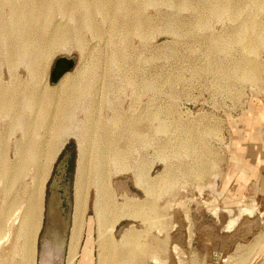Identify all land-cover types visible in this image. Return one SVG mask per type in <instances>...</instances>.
Listing matches in <instances>:
<instances>
[{"label":"rangeland","instance_id":"obj_1","mask_svg":"<svg viewBox=\"0 0 264 264\" xmlns=\"http://www.w3.org/2000/svg\"><path fill=\"white\" fill-rule=\"evenodd\" d=\"M92 1L88 9H54L46 31L66 30L68 38L42 59L37 75L26 62L9 60L7 50L16 41L0 35V88L9 98L41 92L38 102L19 106V125L13 112L0 108V264H16L23 254L16 234L34 171L29 167L14 177L17 145L30 124L36 131L39 113L43 120L56 119L63 100L70 103L69 131L42 185L33 264H39L49 232L46 251L55 264H67L79 148L86 160L99 155L87 144L92 133L108 142L100 156L114 203L107 226L114 247L128 251L129 264H264V143L257 135L264 134V0H131L128 14L143 25L129 33L122 25L124 8L104 15ZM108 2L125 6L123 0ZM83 13L96 31L81 24ZM0 15L10 17L5 2ZM113 19L120 25L116 31ZM60 57L75 64L55 87L51 70ZM144 125L148 134L130 141ZM244 157L256 174L235 199L236 190L225 187L235 170L247 178L251 166ZM196 163L207 165L200 175ZM137 176L146 193L135 184ZM87 186L86 220L72 264L98 262L94 223L88 226L94 192ZM14 201H20L15 209ZM252 202L251 212H240ZM52 205L56 228L49 225ZM108 256L112 262L118 257L113 251Z\"/></svg>","mask_w":264,"mask_h":264},{"label":"bare ground","instance_id":"obj_2","mask_svg":"<svg viewBox=\"0 0 264 264\" xmlns=\"http://www.w3.org/2000/svg\"><path fill=\"white\" fill-rule=\"evenodd\" d=\"M89 1L90 0H78V1L22 0L21 3H16L15 0H0V12H1V5L3 2H5L9 8V13H10V17L8 19H5L3 18V15H0V35L6 32V35L7 36L9 35L7 39L11 44L15 41L16 43H18V44L15 43V45H13L15 47L13 50H7L8 53L7 57L9 58V60H11L12 62H17V60L24 61L28 64L30 70L34 72L33 73L34 75H37L36 74L37 72L40 73V71L42 70L41 69L42 59L46 57V55H48L52 51V49H54L58 45L64 44L68 38L66 35V30L59 31V34L55 32L51 34L48 33L49 31H46L48 22L50 21V17L54 9L56 8L67 9L68 7H74V8L82 7L88 9L91 7ZM123 1L125 2V6H122L123 3L122 4L120 3L121 5H119V3L112 4L108 2V0H95L92 1L91 3L93 6H96L102 12V14L104 13V15L109 14L110 11L119 12V10L124 8V10H126L124 12V17L126 19H124L125 21L123 22V24L122 23L121 24L123 25V27L124 24L126 26L123 28V30L127 33H129L131 28L140 31L143 25L142 21H134V19L131 18V15L128 14L129 6L132 7L133 2H131V0H123ZM107 9H109V11H107ZM83 18L84 20L83 22L81 20V24H85L86 26L93 29V31H96L92 21L89 19V17H87V14L83 13ZM39 22L43 23V26L41 28H40L41 25L36 26ZM110 22H112L111 23L112 29L116 31L119 25L118 20L113 19ZM67 74H69V71H66L57 80L56 84L54 83L56 85L55 87H57L63 82V79L64 77H66ZM4 90L6 89L3 87L0 88V108L5 107L7 110L13 112L14 116L11 118L12 122L14 124L19 125L21 119V113H20L21 109L19 106L21 104L31 105L34 102H38L39 98L41 97V92L38 90H36L38 93L35 91H30L28 94H22L21 96H17L16 98H9L6 96ZM46 94L48 96L54 95L52 91H47ZM69 105L70 103H68L66 100H63L61 105L58 107L59 113L57 114V118L54 120H50V119L43 120L42 114L39 113V116L41 118H38L36 131L33 132L32 129L33 125L30 124L29 127H27V133L24 134V137H22L23 139H20L17 145L16 152L18 153L20 164L17 167V172L14 173V177L19 173L24 172L29 167L32 168L34 174H33V179L31 180L32 185H30L31 195L28 201L25 202L26 204L24 205V209L19 222L18 232L16 234L17 239L21 238L20 250L23 253L22 260L17 262L16 264L34 263L33 262V253L35 250L34 246L36 241V234L38 232L41 221V209H42L41 198L43 192L42 185L44 179L48 174L49 166L51 165L50 163L53 160L56 152H58L60 147H62L61 145L63 144L64 137L69 131V129L67 128V115L69 108H66L69 107ZM43 110L48 111V108H44ZM141 121L143 122L144 119H142ZM144 126H145V131L142 132L141 135H139L138 133H133L131 140L130 139L129 140L137 141L139 138L141 139L144 138L146 134H148V130H147L148 127L146 125ZM260 131L257 132V135L264 143V137H263L264 134L261 135L262 132L260 133ZM118 134L121 135L120 133ZM118 134L115 136L116 139L120 138L118 137ZM87 144L93 147V153L94 152L99 153V155H98V159L95 158V160H92L90 158H87L86 160L87 156L84 153V148L81 146L79 148V164L76 170L75 180H74L73 206H72L71 224L68 234L67 264H72L75 251L77 250L81 239L83 225L86 220L85 214L87 210V197H88L87 185H89V183L92 185L94 197L92 201L93 214L88 226H90V223L91 226L94 223V233L96 236L95 239L97 242V252H98L97 264H129L132 262V259L131 257H128V251L122 249L119 250L120 247L119 249L114 247L110 230L109 227L107 226L109 222L108 212L111 209H114V203L112 198L111 187L109 185V173L106 167L103 165L100 156L108 149V142H106L103 138H100L99 136H96L92 133L91 136H89L88 138ZM113 144L115 145L117 144V142H114ZM111 148L112 147H109V149ZM118 154L119 153L117 152L116 155ZM199 161H201V159ZM214 163H212L213 166L215 165ZM206 167L207 165H205V163L201 164L198 167L197 172H199V175L206 170ZM5 168L9 170L7 165ZM8 172L5 171L4 174L6 175V173ZM135 184L139 188L143 189L141 179L139 176L136 177ZM143 190L146 193L147 189H143ZM248 197L250 199H253V196L251 195ZM19 206H20V201L19 202L14 201L13 203L14 209ZM254 206L255 205L253 202L246 203L243 204L239 209L240 212L242 213L246 211L251 212L254 209ZM52 209L54 210L53 205L50 207L49 225L52 228L53 227L56 228L57 227L56 224L59 223V220L58 218L56 219L55 216L53 217ZM126 215L137 217L135 213H130V212L123 213V216ZM153 216L154 215L152 214L151 217ZM151 220H153V218ZM56 221L58 222L56 223ZM91 226H90V230H91ZM52 234L51 232H49V239L42 247L41 257L39 258L40 259L39 264H55V262L53 261V257H51L49 251H46V249L48 250V248L50 247L51 244L50 240L52 241L53 239ZM126 234L124 235L126 236ZM91 236L93 237V235L90 234L89 238L87 239V242L89 241L88 244L91 243ZM59 239L60 236L55 237L56 241H59ZM140 244L141 246L143 245L142 243ZM111 251L116 252V255L119 257V258L115 257L114 259L115 261L113 260V262L111 258L108 256Z\"/></svg>","mask_w":264,"mask_h":264},{"label":"crops","instance_id":"obj_3","mask_svg":"<svg viewBox=\"0 0 264 264\" xmlns=\"http://www.w3.org/2000/svg\"><path fill=\"white\" fill-rule=\"evenodd\" d=\"M251 122L253 123V122H257V118H256V116L254 115L252 118H251ZM249 126V125H248ZM244 161H247V163H248V165H249V167L251 166V168H249V169H247L246 168V172L244 173V176L245 177H247V178H244V179H242V178H239L240 176H241V174H239L240 173V171L238 170H235V172H239L238 174L236 173L235 175H234V177L231 179V182L230 183H228V185H227V187H225L224 186V184L222 183L221 185H223L224 187H225V190L227 189L228 191H230V193H232V191H235L236 190V192H237V195L236 196H234L235 197V199H237V198H240V196L242 195V193L240 192V190H239V188H241V187H243V184H245L246 182H251V179L253 178V176L256 174V173H254V171H255V167H253L252 166V163L251 162H249V160H247L245 157H244ZM244 162L242 161V159H241V162L239 161V164L240 165H237L236 164V166H238L239 168H242L243 167V164ZM258 174V173H257ZM263 173H261V171L259 172V176L260 175H262ZM225 176V175H224ZM263 176H264V174H263ZM237 177V178H236ZM243 177V176H242ZM252 177V178H251ZM222 179H223V177H222ZM243 180H244V182H243ZM260 186H264V180H262V184H260ZM227 198L229 199H234V198H232L231 196H229V195H227Z\"/></svg>","mask_w":264,"mask_h":264},{"label":"water","instance_id":"obj_4","mask_svg":"<svg viewBox=\"0 0 264 264\" xmlns=\"http://www.w3.org/2000/svg\"><path fill=\"white\" fill-rule=\"evenodd\" d=\"M73 59L60 57L58 58L51 70V83H56L57 80L66 72L73 68Z\"/></svg>","mask_w":264,"mask_h":264}]
</instances>
